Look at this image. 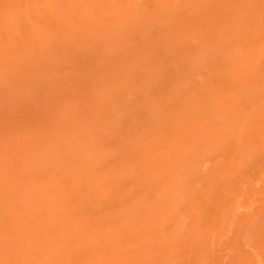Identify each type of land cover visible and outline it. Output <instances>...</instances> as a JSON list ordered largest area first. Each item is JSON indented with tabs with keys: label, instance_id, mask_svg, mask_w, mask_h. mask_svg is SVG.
I'll return each mask as SVG.
<instances>
[{
	"label": "rangeland",
	"instance_id": "obj_1",
	"mask_svg": "<svg viewBox=\"0 0 264 264\" xmlns=\"http://www.w3.org/2000/svg\"><path fill=\"white\" fill-rule=\"evenodd\" d=\"M0 264H264V0H0Z\"/></svg>",
	"mask_w": 264,
	"mask_h": 264
},
{
	"label": "bare ground",
	"instance_id": "obj_2",
	"mask_svg": "<svg viewBox=\"0 0 264 264\" xmlns=\"http://www.w3.org/2000/svg\"><path fill=\"white\" fill-rule=\"evenodd\" d=\"M75 4H76V3H75ZM20 14H21V13H20ZM24 19H25V18H24ZM27 19H28V18H27ZM27 19H26V20H27ZM28 20H29V19H28Z\"/></svg>",
	"mask_w": 264,
	"mask_h": 264
}]
</instances>
